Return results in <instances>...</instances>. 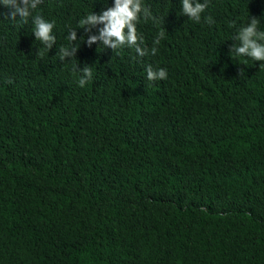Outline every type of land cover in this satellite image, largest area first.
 I'll use <instances>...</instances> for the list:
<instances>
[{
  "label": "trees",
  "instance_id": "1",
  "mask_svg": "<svg viewBox=\"0 0 264 264\" xmlns=\"http://www.w3.org/2000/svg\"><path fill=\"white\" fill-rule=\"evenodd\" d=\"M112 7L0 6V264H264V62L229 54L250 18L264 31V0H208L199 22L142 0L144 57L87 43L104 25L79 21Z\"/></svg>",
  "mask_w": 264,
  "mask_h": 264
},
{
  "label": "clouds",
  "instance_id": "2",
  "mask_svg": "<svg viewBox=\"0 0 264 264\" xmlns=\"http://www.w3.org/2000/svg\"><path fill=\"white\" fill-rule=\"evenodd\" d=\"M40 3L41 0H0V6L9 10L7 14L9 19L15 20L19 17L24 23L28 22V18L32 16V12ZM207 3L208 0H203V3L198 2V0H181V13L189 19L199 22L201 13L205 11ZM141 14L145 18H150L148 9L142 7V0H114V7L109 8L99 16L90 13L79 21V25L80 27L104 25L98 37L92 36L88 39L87 43L89 45L100 40L104 46L113 50L128 47L133 49L137 56L144 57L149 54V50L142 46L143 39L138 36L136 30V22ZM32 21L34 24L33 35L48 51L56 42L55 36L52 35L54 24L44 20L40 15L32 17ZM206 22L211 24L214 21L211 17H206ZM259 24L258 19L250 18L246 26L240 27L234 37L239 46H233L229 54L235 57H247L254 62H264V31L258 30ZM163 35V31H161L153 41L154 46L150 50L152 55L156 54L157 48L155 45L160 43ZM68 39L70 41L75 40V32H72ZM74 52L75 48L70 52L67 47H61L58 52L59 59L63 61L65 57L71 56ZM145 71L146 78L149 81L163 80L167 77L166 70L158 69L154 71L151 65L147 66ZM91 77L92 68L85 67L80 73L79 86L84 87Z\"/></svg>",
  "mask_w": 264,
  "mask_h": 264
}]
</instances>
